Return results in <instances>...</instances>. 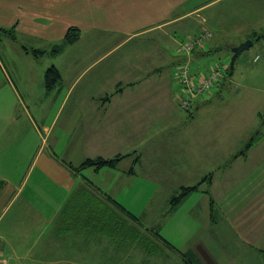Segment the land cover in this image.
<instances>
[{
  "label": "crops",
  "instance_id": "crops-1",
  "mask_svg": "<svg viewBox=\"0 0 264 264\" xmlns=\"http://www.w3.org/2000/svg\"><path fill=\"white\" fill-rule=\"evenodd\" d=\"M217 1L0 0V26L14 28L17 35L0 36V179L4 181L0 264H61L64 260V264H87L81 253V261L75 263L71 254L52 252H86L90 244L96 250L105 239L98 227L105 203L116 200L108 192V182L110 177L119 180L120 164L133 161L129 174L136 175L142 148L153 152L163 168L161 158L171 145L165 147V137H174L169 124L173 121L178 127L191 128L192 120L185 121L177 110L187 115L177 99L176 72L184 59L178 46L189 36L183 29L190 25L195 24L198 32L210 28L213 34L212 25L219 31L226 26L224 10L222 16L217 11L215 17V12L208 13ZM238 2V21L258 17L252 13L255 8L250 0ZM189 17L193 22L186 26L184 19ZM73 26L81 28L80 40L53 53ZM245 28L235 25L234 35L242 33L241 29L246 35L226 42L244 41L249 34ZM213 37L206 45L213 43ZM5 41L15 43L16 48L5 44L3 49ZM204 48L194 53L191 63L201 59ZM32 49L46 53L35 55ZM44 59L48 61L45 65ZM51 65L59 68L62 82L50 89L45 73ZM203 96L196 104L208 102ZM190 114L187 117L195 119ZM171 129L182 133L175 125ZM260 134L245 155L234 159H246L249 152L256 159L262 157L264 149L257 144L264 133ZM128 153L116 167L77 171L69 166ZM86 171H93L94 177ZM228 171L232 168L225 170L226 180ZM211 177L209 189L216 203V179L214 174ZM218 187L228 197L227 184L223 190L220 180ZM246 224L264 227V212L253 214Z\"/></svg>",
  "mask_w": 264,
  "mask_h": 264
},
{
  "label": "rangeland",
  "instance_id": "rangeland-1",
  "mask_svg": "<svg viewBox=\"0 0 264 264\" xmlns=\"http://www.w3.org/2000/svg\"><path fill=\"white\" fill-rule=\"evenodd\" d=\"M238 1L218 0L208 7V13L215 12L213 17L216 11L219 16L223 15L222 10L225 11L226 26L219 31L212 25L215 33L213 43L205 46L201 59L196 64L192 63V76L199 78L203 73L199 70L207 71L217 62L229 65L234 44L226 41L239 39L240 34L245 36L243 29L246 25H249L245 28L249 34L245 40L252 39L254 44L236 59L234 71L229 78H226L224 71L220 74L223 79L218 84L220 86L215 87L211 94L203 96L208 101L206 103L196 104V101H193L188 108H183L184 94L181 83L176 81V74L175 81L180 88L177 103L187 115L179 108L177 110L184 114L185 121L192 120L191 128L184 129L182 125L178 127V123L173 121L169 124L168 129L172 132L174 130L171 127L175 125L181 128L182 133L180 135L174 132L179 135L175 136L170 131L174 137L168 134L165 137V147L171 145L169 153L161 158L163 168L158 165L153 152H144L140 148L142 164H138L136 175L129 174L133 161L131 163L128 159L124 160L120 164L121 169L116 171L119 180L110 177L108 182V192H113L112 198L116 199L115 201L140 217V222L145 226H154L153 229L159 231L160 235L180 250L186 253L193 249L198 257L197 262L190 263L189 256L183 258L167 249L164 244H161V248L165 251L160 253V249L156 250L154 247L156 252L152 254L135 241L120 242L116 239L117 235L114 237L111 231L112 223L119 214L114 201L110 204L116 212L111 213L105 220L104 231L100 230L105 239L96 250H91L90 244L86 252L59 251L52 254H71L77 263L82 259V256L79 257L81 253L85 255L83 263L87 264H264V252L261 251L264 250V227L257 228L246 224L253 214L264 212V150L263 158L260 155L256 159V154L252 157L249 152L246 159H232L243 150L247 152L251 137L264 133V0H250L255 8L252 13H258V17L250 15L249 22L238 21L241 16L238 13L241 3ZM200 13V16L204 15L202 11ZM184 22L187 26L193 21L189 17L184 19ZM237 24L243 25V29L239 30L243 32L234 35L233 29ZM195 26L193 24L183 29L186 34H190L181 41L178 48L194 38L195 33H199ZM215 39L219 40L217 44ZM5 44L7 48H16L15 43L5 41L3 49ZM131 46L132 44L121 47V50ZM258 55L260 58L255 60ZM190 59L192 57L184 56L183 60L188 62ZM47 62V59L43 60L44 65ZM41 63L40 59L39 65ZM189 113H194L195 119L187 117ZM189 140L191 141L188 142ZM174 141H179L178 145ZM180 141L183 142L182 148ZM257 146L264 149V139ZM178 147L181 149L178 150ZM134 151L132 150L133 153ZM137 155L138 153L135 155L136 159ZM230 166L232 171H228L230 177L226 180L225 170L231 169L228 168ZM255 171L258 173L253 175ZM86 172L94 177L93 171ZM213 174L216 179L214 211L211 208L210 196L203 192L207 182L172 210V199L178 195L181 186L195 185ZM220 180L223 190L227 184L226 189L230 191L228 197L224 196L218 187ZM244 180L247 181L244 183ZM216 217L217 220H214ZM129 222L134 223L132 219H129ZM59 263L66 262L64 260Z\"/></svg>",
  "mask_w": 264,
  "mask_h": 264
},
{
  "label": "trees",
  "instance_id": "trees-1",
  "mask_svg": "<svg viewBox=\"0 0 264 264\" xmlns=\"http://www.w3.org/2000/svg\"><path fill=\"white\" fill-rule=\"evenodd\" d=\"M81 28L73 26L70 27L66 34L65 37L62 41V43L55 45V47L53 48L52 52L53 53H58L64 50V48L68 45H72L77 43L80 38H81ZM256 34V33H255ZM3 35H10L12 38H16V32L14 30V28L10 27H4V26H0V36ZM262 34H260L261 36ZM204 47H198V48H194V50L190 53H185V56L187 57H192L194 55V53L200 49H203ZM28 49V48H25ZM32 52L35 55H40V54H45L46 51L42 50V49H32ZM201 55V54H200ZM189 65H190V70L192 72V63H191V59L188 60ZM183 63H187L182 62ZM220 64H226V63H215L213 64L212 67L208 68L207 71H204L206 74H209L210 71L213 69V67L220 65ZM200 72H203L202 70H199ZM234 71V67L232 69H230V66L228 65L227 68L224 70V74L226 75V78L229 77V75ZM193 73V72H192ZM221 78H219L215 84L213 85V87L211 88L210 91L205 92L202 94L206 95V94H211L213 91V89L217 86H220L218 84L221 83ZM62 82V75L61 72L59 70V68L56 65H51L50 67L47 68L46 73H45V83L46 86L48 88H55L56 86H58L60 83ZM197 100V98L195 99V101ZM259 135V134H258ZM261 136V134H260ZM259 136V137H260ZM254 141H257V138L251 137V141L249 143V145L247 146L248 148L253 145ZM246 150H243L242 152L235 154L233 156L232 159H234L235 157L239 156V154H243L245 153ZM130 155V153L128 154H119L116 155L114 157H110V158H105V157H97V158H89L86 159L84 162H82L80 165H72L69 164V166L71 168H74L77 171H81L82 169L86 168V167H95L96 169H100L103 167H116L118 165V163L120 162V160L126 156ZM137 159L136 161L139 160V155H137ZM133 170V169H132ZM212 175L206 176L204 178V180L198 182L195 185H190V186H181L180 187V192L178 193L177 196L173 197L172 199V210L176 209L180 203H182L183 201H185L188 196H190L193 192H196L200 189L202 183H204V181H207L208 187L206 188L205 192H208L210 195V204H211V208L212 211H214L215 208V203H214V198L211 194L210 191V185H211V181H212ZM4 185V181L0 179V190L2 189ZM112 203V202H111ZM115 203L117 204L116 209L118 211V216L115 217V221L112 223V235H117L116 239H118L120 242H127L128 240H130L129 242H137L138 245H140L142 248H144L148 253H152L154 254L156 251L153 249L154 247L156 248V250H158V248L160 249V253L161 251H165L164 248H161L162 245L164 244L165 247H167V249L178 253L179 256L186 258L189 256V262L190 263H194L197 262L198 257L196 256L194 250L192 249L191 251H188L185 253V251L180 250L179 248H177L174 244L171 243V241H169L167 238L163 237L162 235H160L159 231H156L153 227H148L145 226L144 224H142L140 222V217L136 216L135 214H133L132 212L128 211L122 204H120L119 202L115 201ZM115 209V210H116ZM114 208L112 207L111 204H108L107 202L105 203V208H104V213H103V220H101L98 225L99 228L104 229L105 228V220L108 219V216L111 215V213L115 214ZM215 218V217H213ZM129 219H132L134 221L133 224H130ZM216 220V219H214ZM118 222V223H117ZM117 223V226H116ZM104 231V230H102ZM108 231V230H106ZM131 237L133 240H131ZM113 240L115 241V239L113 238ZM116 242V241H115ZM128 245V244H126ZM262 252H264V250H261ZM190 253V254H187Z\"/></svg>",
  "mask_w": 264,
  "mask_h": 264
},
{
  "label": "built area",
  "instance_id": "built-area-1",
  "mask_svg": "<svg viewBox=\"0 0 264 264\" xmlns=\"http://www.w3.org/2000/svg\"><path fill=\"white\" fill-rule=\"evenodd\" d=\"M212 32L202 30L194 36L190 41L180 46V50L184 53H190L197 47H203L205 41L211 37ZM227 68L226 64H220L210 71L209 74H201L199 78H194L190 71L189 63H183L177 72L178 82L181 83L183 90L182 107L188 108L196 98L203 93L211 90L215 82L220 78V74Z\"/></svg>",
  "mask_w": 264,
  "mask_h": 264
},
{
  "label": "water",
  "instance_id": "water-1",
  "mask_svg": "<svg viewBox=\"0 0 264 264\" xmlns=\"http://www.w3.org/2000/svg\"><path fill=\"white\" fill-rule=\"evenodd\" d=\"M253 44H254V42L252 41V39H247V40L242 41L241 43H239V44H237V45H235V46H233L231 48L233 55H232V58H231V61H230V64H229L230 65V69H232L234 67L235 61L240 56V54L244 50H246L250 46H252Z\"/></svg>",
  "mask_w": 264,
  "mask_h": 264
}]
</instances>
